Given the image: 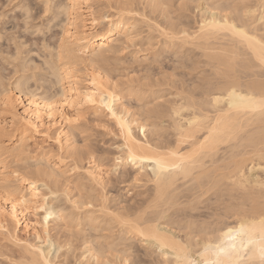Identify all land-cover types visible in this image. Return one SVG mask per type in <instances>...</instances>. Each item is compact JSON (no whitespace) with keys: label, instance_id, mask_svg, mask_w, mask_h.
<instances>
[{"label":"bare ground","instance_id":"obj_1","mask_svg":"<svg viewBox=\"0 0 264 264\" xmlns=\"http://www.w3.org/2000/svg\"><path fill=\"white\" fill-rule=\"evenodd\" d=\"M217 1L212 0L213 6L201 16L196 32L168 36L164 46H175L172 54L177 58L182 57V51L197 55V63L206 69L174 82L179 89L171 92L172 98L152 108H143V104L133 115L117 107V94L102 85L101 73H94V67L88 81L82 86L77 82L78 63L111 59L120 49L118 42L129 41V24L120 18L101 28L86 0H64L54 6V18L64 16L62 35L53 53L56 59L50 63L58 94L54 97L45 91L38 96L27 86V79L17 80L0 93V230L23 249L20 257L26 264H56L19 232L36 229L34 209H44L45 225L46 215L61 217L47 203L44 192L33 185H39L40 177L47 188H54L58 181L54 177L70 170L65 169L61 155L52 159L44 153L38 159L42 167L36 165L19 179L14 171V181L4 172L2 156L12 152L2 144L4 137L15 122L31 132L52 131L60 149L71 148L73 163L78 166L93 150L73 148L68 131L80 124L87 103L95 108L104 106L107 111L111 104L117 116H125L127 125L122 130L108 111L123 134L121 154L114 166L136 167L129 180L143 182V188L128 203L113 198L114 204H109L103 191L108 173L101 171L96 161L77 172V179L82 176L92 183L82 204L98 209H88L87 215L71 221L80 231L100 232L86 239L89 246L77 264H186L188 260L197 264H259L252 252L261 239L264 179L252 178L251 172L264 169V114L259 111L264 100V0H256L253 7L227 2L230 14H222ZM72 4L77 5L75 11L68 7ZM77 117L81 119L77 121ZM133 124L143 138L134 133ZM28 181L31 183L26 186ZM78 184L75 187L84 188ZM134 242L143 246L146 259L135 254Z\"/></svg>","mask_w":264,"mask_h":264},{"label":"rangeland","instance_id":"obj_2","mask_svg":"<svg viewBox=\"0 0 264 264\" xmlns=\"http://www.w3.org/2000/svg\"><path fill=\"white\" fill-rule=\"evenodd\" d=\"M62 1L64 0H0V93L4 87L17 80L27 79V86L30 85V89L38 96H43L45 91L54 97L58 94V85L54 83L55 78L50 73V63L55 62L56 44L61 38L64 22V16L54 18V6ZM86 1L87 6L101 22V28H106L109 20L120 18L129 24V41H119L120 49L111 59L97 63L83 60L77 66V82L80 86L88 81L93 67L94 73H101L102 85L117 94L118 108H125L132 115L143 108H152L156 103H163L172 98L171 92L179 89L174 82L195 77L198 71L206 69L202 63H197V55L182 51L179 53L182 57L177 58L172 54L175 46L165 49L164 46L167 45L168 36L181 37L196 32L201 16L206 13V9L213 6L212 0ZM227 2L235 5L245 3L249 7L256 6L257 3L256 0H219L216 6L220 7L222 14L231 12ZM45 5L49 6V15L41 18ZM28 11L32 13V19L26 23ZM258 25L263 26L262 23ZM152 94L159 97L153 99ZM140 95L143 98L138 101ZM79 98L82 99L83 95ZM143 104L145 105L142 108ZM132 129L143 138L136 124L132 125ZM146 129L150 131L152 127L147 126ZM68 132L73 148L93 150L92 156L83 158L78 166L73 163L71 148L60 149L52 131L47 135L41 129L31 132L15 122L2 143L12 149L11 154L2 156V163L5 165L6 175L14 181V171L23 174L32 171L36 165L42 167L43 162L38 159L44 153L52 159L58 154L61 155L65 169L70 170L54 177L58 180L54 188H47L40 177L37 178L47 203L57 210L61 217L57 218L52 214L45 225L44 209H34L37 218L36 229H24L19 232L22 239L40 247L56 264H77L82 258L84 248L89 246L86 239L93 238L89 235L100 234L99 231H80L81 227L75 226L71 221L77 216L88 214L89 208L86 205L89 204L82 203L87 200L88 190L92 187L91 181L86 178L79 176L77 179V172L96 161L94 163H98L99 169L108 173L105 176L103 191L110 198L109 204H114L113 198L123 204L128 203L129 198L143 188V182L129 180V174L133 173L136 167L120 163L114 166L121 154L123 134L104 106L95 108L91 103H87L84 118ZM146 132L148 134V131ZM251 175L252 178L263 180L264 169L258 167ZM78 183L83 184L84 188L75 187ZM98 190L97 197L101 199L102 195ZM99 202L100 200H97L95 203ZM90 209L97 210L98 206ZM44 226L47 232L44 231ZM83 234L89 237H84ZM47 237L51 240L45 241ZM133 248L135 254L146 259L142 255L145 250L140 243L134 242ZM22 251L7 233L0 230V264H26L20 257ZM105 256L112 258L111 253H106ZM151 257L155 259L157 254L151 253Z\"/></svg>","mask_w":264,"mask_h":264},{"label":"snow or ice","instance_id":"obj_3","mask_svg":"<svg viewBox=\"0 0 264 264\" xmlns=\"http://www.w3.org/2000/svg\"><path fill=\"white\" fill-rule=\"evenodd\" d=\"M48 7H49L48 5H45L44 6V10H43V13H42V17L41 18L46 17V16L49 15ZM68 7H70L73 11H75V9L77 8V5L76 4H72V5L68 6ZM66 10H67V8L65 9V11ZM31 19H32V13L30 11H28L27 12V15H26V23L27 22H30ZM19 54H20V49L17 50V55H19ZM93 84H95V81L94 80H93ZM109 87H111V85H109ZM110 96H111V93H109V97ZM105 98H108V97H105ZM88 100L90 102H92V103H95V101L92 99L91 96L88 97ZM107 108H108V111L110 113H112L113 118L119 122L120 128L123 130L126 127V125H127V120H126L125 116L123 114L117 116L116 115V112L113 111V106L111 104H108L107 105ZM259 111L261 112V114H264V100H262L261 103H260V105H259ZM49 119L51 120V115H49ZM80 119H81L80 117H77L76 118L77 121H79ZM45 135H47V133ZM57 143H59V139L57 140ZM16 175H17V179H19L20 178V174L17 173ZM89 175H91V174L89 173ZM30 183H31V181L26 182V186H27V184H30ZM36 187H40V185H33V188H36ZM19 202L21 204H25L26 203L25 200H20ZM38 202L39 201L37 200V203ZM86 206L89 209L92 207L90 204L89 205H86ZM262 211H264V210H262ZM44 219H45V221H47L49 219V216L46 215L44 217ZM116 219L118 221H120V218L119 217H117ZM121 222H124V221H121ZM260 223H261V229H260L261 230V239L259 241L258 247L252 252V256L253 257H257L258 256V258H259V264H264V219H262ZM186 264H197V261H195V260H188V261H186ZM253 264H255V262H253Z\"/></svg>","mask_w":264,"mask_h":264}]
</instances>
